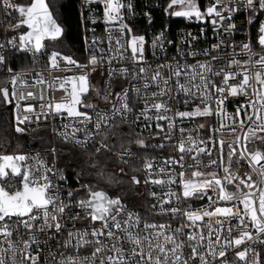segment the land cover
Masks as SVG:
<instances>
[{
  "label": "snow or ice",
  "instance_id": "1",
  "mask_svg": "<svg viewBox=\"0 0 264 264\" xmlns=\"http://www.w3.org/2000/svg\"><path fill=\"white\" fill-rule=\"evenodd\" d=\"M145 7L141 31L134 0H82L80 23L92 33L84 62L48 54L49 69L63 62L79 74L48 83L37 72L29 83L11 62L30 55L35 63L65 29L46 0H0L5 13L19 14L9 24L15 34L0 41V105L15 133L52 134L36 147L29 141L27 152L0 144V264H264V0H212L203 10L197 0H167L169 18L205 25L175 39L167 24L146 38L155 21ZM241 9L247 25L259 21L254 41L235 42L245 35L244 22H232ZM89 24H102L103 38ZM209 24L216 42L197 50ZM36 85L63 95L45 101ZM196 118H209L206 138L205 124L182 126ZM225 130L236 134L232 142L219 135ZM241 160L259 183L232 171Z\"/></svg>",
  "mask_w": 264,
  "mask_h": 264
},
{
  "label": "built area",
  "instance_id": "2",
  "mask_svg": "<svg viewBox=\"0 0 264 264\" xmlns=\"http://www.w3.org/2000/svg\"><path fill=\"white\" fill-rule=\"evenodd\" d=\"M14 2L19 3L18 0H14ZM197 2L203 10V8L206 7L207 5H209L212 2V0H203V1H197ZM240 2H241V0H237V3H240ZM134 3L136 5V12L138 13V15L135 17V27L140 29L141 31H143V29L147 25L146 18L143 17V15L141 14L143 11H148V7H145V5H148L152 9L150 14L153 17L155 24L152 27V29L149 30L148 37H146V38H150L152 33L161 30L162 28H164V26L166 24L169 26V29H170V38H173V39H175V37L178 33L183 32V31H190L193 35H196L201 27H205L204 24H202L200 22H196L195 20L190 22L188 20H185L184 18H175V17L169 18L168 16H166L163 12V8L166 6L167 0H134ZM81 4H82V0H78L79 19H80L81 11H85V14H87V10L81 8ZM240 12L242 14H240V13L234 14L236 16V19L232 22L235 23L237 25V27H239L241 25V22H244V25H245L244 33H245V35L236 34L235 35V42L236 43L241 42L242 40H244L246 38V35H250L254 41L256 33H257L259 21H255L252 26H249V25H247L248 13L243 12L242 9L240 10ZM160 15H163V18H164L163 20H159ZM18 16H19L18 13H5L2 9H0V41H3V39L5 37L11 38V36L15 34L13 32V30L11 28H9V24H15L18 20V18H17ZM260 19L264 20V16H261ZM177 20H181L182 24L175 25L173 22L177 21ZM89 27L95 28L96 34L103 38V25L102 24H98V25L89 24ZM81 28H82V51L80 54H77L74 56L72 55V57L74 59L80 61V62H84V59L87 55V53L84 52V47H85L84 38H85V35H87L88 39L91 40L92 33L90 31L86 33L83 25H81ZM210 29H211V25L209 24V25H207V28H206L207 40L205 41L204 37H200V43L196 46L197 50H202L205 47L210 48L211 44L216 42L215 37L213 36V33L211 32ZM24 30H25L24 27H22L20 29V31H24ZM220 31H221L222 38L228 39L231 42V39H232L231 36L228 33H224L223 29H221ZM102 46L106 47V44L102 45ZM254 50L257 52L260 51L259 48H255ZM46 52H47V54H45V55H39L35 63L32 61V58L29 55L28 57L33 63V65L30 67L14 68L12 65H11V67L15 71H22V72L26 73V76L24 78L29 83H33V81L35 79V73H37V72L41 73V75L44 77L45 81H47L48 83L52 82L53 77H64V76H71L74 74H79V70L75 69V68H73L71 71H66L65 70V64L63 62L60 63L59 69H49V67H48V54H50L52 51L50 52L49 50H46ZM174 54H175L174 47H169L168 56L171 57ZM158 55H159L160 61H163V59H164L163 54H158ZM238 58L246 59L247 57H238ZM147 59L151 63L156 62L155 58L151 55L150 49L147 52ZM187 59L189 62L195 63V59H193L192 57H188ZM196 59H205V57L201 56V57H197ZM220 64L226 66V61L221 60ZM248 67L251 71V66L249 65ZM214 70H218V67ZM0 75L5 76V78H6L7 73H6V71H0ZM97 79H98V73H93L90 77V81L92 84H96ZM42 87L46 89L45 101H51L53 99H55L56 101H59L60 97L63 95V91L59 90L58 87L55 89L54 88H48L47 85H44V86L36 85V87L34 89H31V90L34 91L38 97ZM27 90L28 89H26V91ZM92 100L94 103H98V104L103 105V101L99 100L98 98H96L94 96H93ZM31 102L33 103L34 107L37 110H39L40 101L38 99H34ZM190 109H191V106H189L188 110H190ZM181 110H184L182 106H181ZM233 110H234L233 107L231 105H229L228 111L232 112ZM211 122L213 124H215V117L214 116L211 118ZM208 123H209V118H196L195 121L185 122L182 126L185 128H193L194 129V128H196V125H198V124H205L206 127H205V129L200 130V135H201V138H206L208 135L211 134L207 131V124ZM31 127L35 128L36 126L31 125ZM40 129H44V128H40ZM47 130L49 132L50 139H52V134H51L50 129H47ZM237 133L241 135V143H243L242 132L238 129ZM192 134L194 136L196 135L195 132H193ZM185 135H187V133H185ZM219 135L226 142H232L234 140V136L236 134H230L227 130H225L224 132L220 133ZM56 142L59 143V141H56ZM33 147H35V146H33ZM27 151H31L29 146L23 147L17 151H9V152H27ZM169 151H171V148L165 149V153H167ZM41 155H44V154L41 153ZM234 160H235V157H234ZM206 162L207 161L205 159V163ZM262 163H264V161H262ZM209 170L219 171L218 169H205V171H209ZM232 171L234 173H236L237 175L241 176L242 178L244 177L245 173H250L252 175V179L257 181V183H259V177L257 176L256 173L252 172V170L249 168L247 162L244 160H241L239 164H234L232 167ZM219 175L223 176V172H219ZM153 190L159 191L160 189H157L154 187ZM141 191L144 192L143 186H141ZM245 191H247V190L245 189ZM145 197L147 198L146 193H145ZM204 203H207V201H204ZM220 203L223 204V202H220ZM156 219H159V217H156Z\"/></svg>",
  "mask_w": 264,
  "mask_h": 264
},
{
  "label": "trees",
  "instance_id": "3",
  "mask_svg": "<svg viewBox=\"0 0 264 264\" xmlns=\"http://www.w3.org/2000/svg\"><path fill=\"white\" fill-rule=\"evenodd\" d=\"M203 1V0H197ZM49 8L52 11L54 18L58 23L64 27L66 36H64L62 41L52 42L50 47H48L51 52L53 48L59 51L62 55H77L82 51V28L79 19L78 10V0H47ZM19 19V16L17 17ZM163 15H160L159 20H163ZM175 25L182 24L181 20L173 22ZM11 65L14 68H26L33 65L29 57L20 56L19 59H13ZM5 76L0 75V85H2ZM10 113L5 110L3 105H0V144L11 141L13 147L8 149L9 151H17L23 147L29 146V141H31L33 146H38L40 144V138L43 137L45 140H50L49 132L47 129H39L37 131L27 133L23 136L17 134L13 131L9 124ZM17 141H19L21 147H15ZM259 144V142H256ZM111 169V166H109ZM75 186V185H74ZM100 186H104L101 184ZM118 187V186H117ZM110 193L114 189H107Z\"/></svg>",
  "mask_w": 264,
  "mask_h": 264
},
{
  "label": "rangeland",
  "instance_id": "4",
  "mask_svg": "<svg viewBox=\"0 0 264 264\" xmlns=\"http://www.w3.org/2000/svg\"><path fill=\"white\" fill-rule=\"evenodd\" d=\"M19 1V3H25L26 2V0H18ZM63 39H61V40H59V41H62ZM47 45H48V47H50V45L52 44V42H48V41H46L45 42ZM48 47H47V49L46 50H49L48 49ZM52 51H57L55 48H53V50ZM140 191H141V188L139 189ZM142 192V191H141ZM142 199H146V197L144 196V197H142Z\"/></svg>",
  "mask_w": 264,
  "mask_h": 264
},
{
  "label": "water",
  "instance_id": "5",
  "mask_svg": "<svg viewBox=\"0 0 264 264\" xmlns=\"http://www.w3.org/2000/svg\"><path fill=\"white\" fill-rule=\"evenodd\" d=\"M46 3H47V0H46ZM48 4V3H47ZM50 9V8H49ZM50 11H51V9H50ZM52 12V11H51ZM54 17V16H53ZM26 30V29H25ZM9 107H11V106H9Z\"/></svg>",
  "mask_w": 264,
  "mask_h": 264
}]
</instances>
